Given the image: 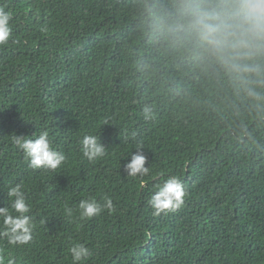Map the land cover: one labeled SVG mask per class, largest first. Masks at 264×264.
<instances>
[{
    "label": "trees",
    "instance_id": "16d2710c",
    "mask_svg": "<svg viewBox=\"0 0 264 264\" xmlns=\"http://www.w3.org/2000/svg\"><path fill=\"white\" fill-rule=\"evenodd\" d=\"M190 2L0 0L12 28L0 46V207L21 184L34 221L32 241L10 250L18 264H72L75 243L91 253L79 264H264V55L259 75L237 79L182 27ZM42 130L66 155L57 170L32 169L12 142ZM84 134L103 158L83 157ZM137 146L143 178L122 167ZM159 174L186 195L155 215ZM104 197L114 210L80 218L81 199Z\"/></svg>",
    "mask_w": 264,
    "mask_h": 264
},
{
    "label": "clouds",
    "instance_id": "9594fccd",
    "mask_svg": "<svg viewBox=\"0 0 264 264\" xmlns=\"http://www.w3.org/2000/svg\"><path fill=\"white\" fill-rule=\"evenodd\" d=\"M182 15V27L197 39L206 54L227 71L235 73L237 79L247 82L246 73L259 75L260 68L255 61L264 55V0H192ZM10 20V12L0 7V46L7 45L11 38ZM248 92L253 94L252 89ZM149 111L144 109L145 119ZM25 137L13 135L12 142L24 153L32 169L57 170L65 162L66 155L53 147L47 130L40 131L34 138ZM79 147L83 157L90 162L106 155V147L97 135L84 134ZM135 150L127 156L130 159L123 164V172L133 178L146 177L150 173V167L145 166L148 156L142 146ZM158 179L147 201L153 213L159 215L180 208L186 195L182 180L175 175L164 178L163 174H159ZM6 194L10 203L0 207V241L4 244L0 247V264H18L10 250L22 248L32 241V206L27 202L21 184L10 185ZM104 209L114 210L110 197H104L103 203L95 198L81 199L77 210L81 219H90ZM72 211L68 208L67 214L71 216ZM68 252L72 264H79L91 255L81 243L73 244Z\"/></svg>",
    "mask_w": 264,
    "mask_h": 264
}]
</instances>
